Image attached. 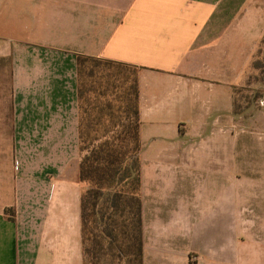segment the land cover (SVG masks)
<instances>
[{
    "label": "crops",
    "instance_id": "obj_1",
    "mask_svg": "<svg viewBox=\"0 0 264 264\" xmlns=\"http://www.w3.org/2000/svg\"><path fill=\"white\" fill-rule=\"evenodd\" d=\"M20 7L0 34V264H83L78 56L139 68L144 264H227L226 218L245 232L242 186L256 183L241 176L234 91L255 72L264 1ZM194 234L217 256L186 257ZM237 251L233 264H264Z\"/></svg>",
    "mask_w": 264,
    "mask_h": 264
},
{
    "label": "trees",
    "instance_id": "obj_2",
    "mask_svg": "<svg viewBox=\"0 0 264 264\" xmlns=\"http://www.w3.org/2000/svg\"><path fill=\"white\" fill-rule=\"evenodd\" d=\"M263 45L264 37L253 74L263 67ZM77 66L83 264H144L139 68L89 56ZM5 215L16 219L14 208Z\"/></svg>",
    "mask_w": 264,
    "mask_h": 264
},
{
    "label": "rangeland",
    "instance_id": "obj_3",
    "mask_svg": "<svg viewBox=\"0 0 264 264\" xmlns=\"http://www.w3.org/2000/svg\"><path fill=\"white\" fill-rule=\"evenodd\" d=\"M20 4L21 0H0V34H9L12 20L21 18L18 16L22 12ZM257 28L264 29V21L258 24ZM260 48L259 59L263 65L262 69L256 72L257 74L250 75L247 83L237 88L236 94L237 104L241 107L239 112H242L240 117L243 118L241 126L237 128L240 133L239 147L242 149L241 157L244 164L241 176L254 178L256 182L252 186L243 185L242 190L244 195L252 196L254 204L252 202L243 203L245 217L241 220V226L245 232L236 231L237 227L233 217L226 218L224 256L227 264H233V259L237 256V249L238 256L241 253L243 258L260 259V261L263 259L264 261V45ZM256 92L259 97L255 96ZM250 98L254 100L252 103L251 101L249 103ZM235 170L230 172L238 173ZM245 177H242V180ZM250 180L248 179V182ZM230 189L232 191V187ZM251 206L252 210H250ZM196 222L197 218H194L195 229H197ZM187 246L186 257L196 259L199 257V253L201 256H217L213 248L209 249L204 235L201 237L194 234ZM221 254L222 251H220V256H222ZM176 255L182 256L180 248Z\"/></svg>",
    "mask_w": 264,
    "mask_h": 264
}]
</instances>
